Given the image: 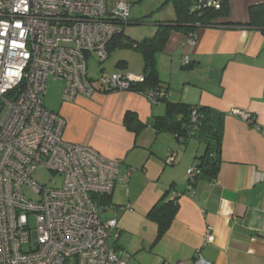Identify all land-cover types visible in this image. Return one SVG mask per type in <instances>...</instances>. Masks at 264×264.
I'll use <instances>...</instances> for the list:
<instances>
[{
  "label": "crops",
  "instance_id": "0c3cea01",
  "mask_svg": "<svg viewBox=\"0 0 264 264\" xmlns=\"http://www.w3.org/2000/svg\"><path fill=\"white\" fill-rule=\"evenodd\" d=\"M263 2L229 0V15L217 18V25L197 29L194 44L186 42L183 30H172L157 59L160 83L169 88L168 101L211 106L225 114L222 161L212 180L199 179L193 188L188 182L187 171L205 152V143L190 139L183 145L174 133H155L150 125L154 117L166 113L164 101L152 103L131 90L99 91L64 101L62 88L53 105L52 110L66 120L65 139L121 161L101 215L109 218L103 216L109 208L108 216L117 218L120 235L112 245L127 264H194L197 257L208 264H264V34L237 26L250 21V5ZM132 8L133 21L127 26L146 25V37L156 34L158 24L177 18L170 0H154L149 7L151 19L142 16L143 11L134 17ZM128 32L134 35L137 30ZM133 35L126 34L135 39ZM134 51L138 54H119L117 69L102 71L97 78L142 73L143 56ZM185 55L190 65H184ZM234 108L249 110L256 117L255 126L232 112ZM127 111L148 125L137 131L127 128L123 122ZM169 156L174 157L172 163L167 162ZM172 184L183 192L178 198L180 208L154 244L157 224L147 214ZM208 227L214 230V243L205 241Z\"/></svg>",
  "mask_w": 264,
  "mask_h": 264
},
{
  "label": "built area",
  "instance_id": "2783aa9c",
  "mask_svg": "<svg viewBox=\"0 0 264 264\" xmlns=\"http://www.w3.org/2000/svg\"><path fill=\"white\" fill-rule=\"evenodd\" d=\"M195 4L218 8L221 0ZM130 9L128 0H0V264H127L112 245L120 235L117 218H102L98 201L112 194L121 161L65 139L66 120L43 100L51 77L65 79L64 101L145 80L133 72L87 75L88 56L107 59ZM194 41V34L186 39ZM183 63L190 65L188 55ZM144 95L153 103L168 93ZM232 112L253 121L249 110ZM41 165L63 176L60 187L33 178ZM187 172L194 176L200 168L194 164ZM24 186L37 198L28 197ZM207 229L205 241L214 243V230ZM194 264L208 262L197 257Z\"/></svg>",
  "mask_w": 264,
  "mask_h": 264
},
{
  "label": "trees",
  "instance_id": "16d2710c",
  "mask_svg": "<svg viewBox=\"0 0 264 264\" xmlns=\"http://www.w3.org/2000/svg\"><path fill=\"white\" fill-rule=\"evenodd\" d=\"M174 3L177 12V18L170 20L168 23L158 24L156 34L151 37L142 39H132L125 34V28L132 19L129 18L127 23L122 25V30L113 36L108 45L109 53L116 48H132L141 52L144 60L142 73L145 76L143 82L130 84L127 90L141 92L146 94L147 90L165 89L169 93V88L161 84V79L158 72V56L165 48V44L169 39V33L172 30H183L187 35H193L194 32L205 26L217 25V18L226 17L229 15V0H221L220 7H204L199 9L195 4V0H170ZM249 19L247 23H237V26H248L259 29L264 34V2L253 3L249 6ZM195 35V34H194ZM53 78V77H51ZM54 79V78H53ZM62 79L64 78H57ZM54 79V80H57ZM93 79V78H92ZM96 79V78H94ZM63 88V87H62ZM64 89V88H63ZM114 90H103L101 92H112ZM63 94V91H62ZM46 95V94H45ZM62 98V95H61ZM167 97L155 98L153 103L161 101L166 102V113L161 116H156L151 120L150 125L155 130V133L170 132L176 135L179 143L185 145L190 139H197L206 144L205 152L200 155L199 161L195 163L200 168L199 174L194 176L188 175L190 188L196 186L199 179L212 180L215 178L220 169L222 161V138L224 135L225 114L213 109L211 106L196 104L192 106L187 103L170 102ZM53 111V110H52ZM56 112V111H53ZM57 113V112H56ZM253 121L248 123L254 125L256 117L251 114ZM123 122L126 127L137 131L139 128L147 126V123L140 121V118L133 111H127ZM174 192V198L169 196V193ZM183 194L176 190L172 184L170 188L163 193V196L158 202L152 206L147 216L157 224V234L154 244L158 242L170 227L174 217L179 211L180 205L178 198ZM110 195L98 196V201L102 207L109 203Z\"/></svg>",
  "mask_w": 264,
  "mask_h": 264
},
{
  "label": "rangeland",
  "instance_id": "374dc122",
  "mask_svg": "<svg viewBox=\"0 0 264 264\" xmlns=\"http://www.w3.org/2000/svg\"><path fill=\"white\" fill-rule=\"evenodd\" d=\"M132 2L131 6H133V10H131L134 13V17H138L143 11L142 16L145 15L147 19H151L152 16H149L151 13L150 8L154 0H130ZM149 12V14H148ZM144 16V17H145ZM149 16V17H148ZM143 17V18H144ZM129 28H135L137 30V33L134 35L128 32ZM146 25H129L126 28V34H129L130 36H134L135 39H139L140 37H144L146 35ZM189 35H187L188 37ZM146 37V36H145ZM187 39V38H186ZM133 53L138 54L136 51H132V49H116L114 52H112L109 55V58L105 59L104 61H101L100 58L97 56L96 53L92 52L91 55L88 56L87 59V67H88V73L90 78H97L102 71L112 72L117 69L116 63L119 58V54H126V53ZM102 67H104L103 70ZM109 75V74H106ZM64 81L62 79L54 80L53 78H50L48 81V87L46 88V95L44 97V103L49 108V110H52L53 105L58 101L59 95L62 91ZM170 167H172L170 165ZM33 178L36 179L40 185L48 186V187H60L63 183V176L57 173H53L52 170L47 168L44 165L39 166L35 172L32 174ZM25 187V192L28 197L35 199L37 198V195L32 191L31 188L28 186ZM111 210L108 208L106 212H103V216L110 217ZM103 218V217H102ZM34 220H31V224H33Z\"/></svg>",
  "mask_w": 264,
  "mask_h": 264
}]
</instances>
